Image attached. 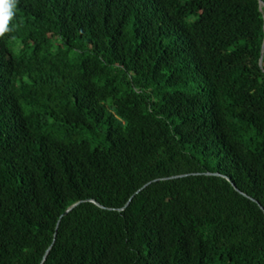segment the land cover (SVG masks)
<instances>
[{
  "label": "trees",
  "instance_id": "obj_1",
  "mask_svg": "<svg viewBox=\"0 0 264 264\" xmlns=\"http://www.w3.org/2000/svg\"><path fill=\"white\" fill-rule=\"evenodd\" d=\"M11 13L0 264L49 248L42 264H264L250 198L264 207L260 0H15Z\"/></svg>",
  "mask_w": 264,
  "mask_h": 264
},
{
  "label": "water",
  "instance_id": "obj_2",
  "mask_svg": "<svg viewBox=\"0 0 264 264\" xmlns=\"http://www.w3.org/2000/svg\"><path fill=\"white\" fill-rule=\"evenodd\" d=\"M260 6L261 7H263L264 6V2L262 1V0H260ZM263 54H264V43H263V46H262V52H261V58H260V65H262V62H263ZM185 175H187V174H181V175H175V176H172L171 178H176V177H181V176H185ZM227 178V180H229L230 182H231V184L234 186V188L235 189H237L238 191H240L239 189H238V187L236 186V184H235V182L234 181H232L229 177H226ZM157 180H159V179H155V180H153V181H157ZM150 183H152V181L151 182H148V183H146L144 186H142L136 193H138L139 191H141L142 189H144L146 186H148ZM241 192V191H240ZM245 196H248L247 194H245V193H243ZM135 195V194H134ZM248 197H250V196H248ZM132 198H133V196L129 199V201H128V203L132 200ZM252 200H254V201H256L258 204H259V206L264 210V207L256 200V199H254V198H252V197H250ZM93 202H95L97 205H99V206H101V207H104L103 205H101L99 202H97L96 200H92ZM80 202H76V203H74L73 205H71L70 207H68L64 212H63V214L61 215V217H63L64 215H66V214H68L74 207H76L78 204H79ZM127 203V204H128ZM123 209V208H122ZM121 210V209H120ZM59 223V222H58ZM50 249V248H49ZM49 249L46 251V254H45V256H44V259H43V262H44V260L46 259V256H47V254H48V252H49ZM42 262V263H43ZM41 263V264H42Z\"/></svg>",
  "mask_w": 264,
  "mask_h": 264
},
{
  "label": "clouds",
  "instance_id": "obj_3",
  "mask_svg": "<svg viewBox=\"0 0 264 264\" xmlns=\"http://www.w3.org/2000/svg\"><path fill=\"white\" fill-rule=\"evenodd\" d=\"M15 5V0H0V8H3L7 16H11V9ZM0 35H3V31L0 30Z\"/></svg>",
  "mask_w": 264,
  "mask_h": 264
}]
</instances>
